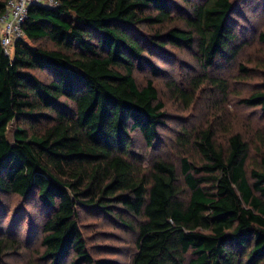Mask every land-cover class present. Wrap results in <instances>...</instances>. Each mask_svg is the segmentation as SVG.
Returning a JSON list of instances; mask_svg holds the SVG:
<instances>
[{"label": "trees", "instance_id": "16d2710c", "mask_svg": "<svg viewBox=\"0 0 264 264\" xmlns=\"http://www.w3.org/2000/svg\"><path fill=\"white\" fill-rule=\"evenodd\" d=\"M54 1L29 9L12 56L0 42V198L41 215L27 264H119L87 250L81 211L137 233L129 264H264V133L250 158L239 132L218 143L212 126L184 131L177 165L144 166L133 140L154 150L165 124L153 58L167 49L193 51L202 67L186 89L168 84L185 107L208 81L225 91L206 72L240 51L231 0H180L179 17L172 0ZM260 86L241 103L264 115V72ZM13 223L0 259L23 244Z\"/></svg>", "mask_w": 264, "mask_h": 264}, {"label": "rangeland", "instance_id": "374dc122", "mask_svg": "<svg viewBox=\"0 0 264 264\" xmlns=\"http://www.w3.org/2000/svg\"><path fill=\"white\" fill-rule=\"evenodd\" d=\"M179 10L172 16L179 17L185 13V5L180 0H172ZM234 5L232 15V30L237 35V45L240 51L232 63H220L215 69H209V78L224 81L225 91L213 87L208 81L196 92L193 102L185 107L169 88V83L186 89L188 81L193 75L202 74V67L196 61L193 51L187 49H167L161 55L154 57V63L161 71V75L154 79L159 91V98L164 104L165 124L159 129V140L154 150H146L136 133L133 134L134 147L147 166L146 161L160 156L174 162H179L183 150L177 145L176 137L182 132H193L201 127H214L218 143H225L232 133L239 132L254 146V133L259 130L264 133V115L258 108L247 107L241 103L253 93L260 90L264 72V42L259 35L264 34V0H231ZM13 55V47L8 50ZM246 69L245 73L239 68ZM44 78V76H42ZM137 82L143 85L149 73L147 71L136 74ZM171 89V90H170ZM13 124L9 127V135L13 133ZM189 154V153H187ZM254 157V150L250 152ZM24 204H26L24 202ZM22 206V207H21ZM21 207V209H19ZM19 210V211H18ZM81 228L87 242V250L95 259H110L119 264H129L135 252L137 233L89 212L81 211ZM41 219L40 208L33 203L23 205L20 199L14 197L0 198V231L8 230L9 224L17 226L13 231L18 234L23 244L19 249L7 252L0 264H27L39 250L36 240L39 237L38 222ZM136 221H134L135 223ZM13 225V226H14ZM30 225L34 231L29 236ZM5 232L0 233V239ZM65 264H70L68 260Z\"/></svg>", "mask_w": 264, "mask_h": 264}, {"label": "built area", "instance_id": "2783aa9c", "mask_svg": "<svg viewBox=\"0 0 264 264\" xmlns=\"http://www.w3.org/2000/svg\"><path fill=\"white\" fill-rule=\"evenodd\" d=\"M32 6L53 8L54 0H8L4 12L0 15V42L4 51L24 40L23 25Z\"/></svg>", "mask_w": 264, "mask_h": 264}]
</instances>
